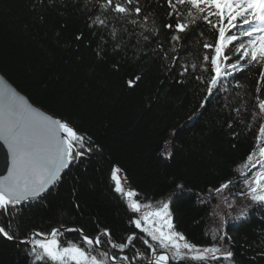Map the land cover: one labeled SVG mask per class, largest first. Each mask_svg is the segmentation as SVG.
I'll return each mask as SVG.
<instances>
[{"label": "trees", "instance_id": "obj_1", "mask_svg": "<svg viewBox=\"0 0 264 264\" xmlns=\"http://www.w3.org/2000/svg\"><path fill=\"white\" fill-rule=\"evenodd\" d=\"M150 9L158 36L124 53L101 43L106 30L89 27V18L99 14L97 0H0V73L34 105L67 120L98 146L68 168L46 194L45 207L24 206L22 219L0 214V222H11L8 230L17 232L13 240L0 235V264H33L31 245L20 242L33 232L50 233L53 228L63 232L62 243L82 247L86 245L80 233L66 229L82 228L89 237L108 229L116 243L135 234L134 248L123 253L112 249L107 237H101L100 248L130 259L136 249L150 254L143 240L155 242L135 227L139 214L115 191L112 172L117 167L140 203L170 202L175 231L187 241L200 247L219 243L213 241L210 227L213 205L223 191H247L238 170L250 153L264 146V140L257 141L264 119L252 120L259 111L256 89L264 99V83L257 84L259 68L250 67L236 73L242 88L229 77L227 92L214 94L201 109L206 89L194 79L191 65L195 63V74H200L202 56L212 54L202 43H213L217 33L203 28V35L197 33L188 43L181 34L177 54L190 73L185 83H177L175 70L169 72L170 60L151 51L156 39L168 47L170 31L163 27L169 22L166 0H152ZM127 27L133 30L131 24ZM258 167L245 172L250 177ZM227 181L232 182L229 187L217 192ZM226 230L237 264H264V208L251 206L246 219L229 222Z\"/></svg>", "mask_w": 264, "mask_h": 264}, {"label": "snow or ice", "instance_id": "obj_2", "mask_svg": "<svg viewBox=\"0 0 264 264\" xmlns=\"http://www.w3.org/2000/svg\"><path fill=\"white\" fill-rule=\"evenodd\" d=\"M97 2L99 14L89 18V27L106 30V39L102 36L101 43L112 52L127 53L129 48L135 50L142 41L151 43L158 36L159 29L155 26V18L150 9L152 0H148L146 4H142L141 0ZM166 5L169 22L163 27L170 31L168 47L165 48L164 43L156 39L151 51L154 54L159 52L162 59L170 60L169 72L175 70L174 74L179 77L177 83H185L190 73L188 65L179 62L183 57L177 54L181 34H184L188 43L197 33L202 36L203 28L217 33L213 43H202L203 49L211 50L212 54L202 56L200 74H195L197 65H191L194 79L204 84L206 89L201 109L214 94L227 92L225 82L229 77L235 82L236 88H242L236 73L244 72L250 67L259 68L257 84L264 83V0H166ZM129 24L133 26L132 31L127 27ZM76 38L81 39V36ZM136 79L139 80L140 77ZM128 83L132 84L131 81ZM256 92V107L259 111H254L252 120L264 119V99L259 98V87ZM236 96L239 97L240 92H236ZM234 111L239 114L240 108ZM228 127H232L231 121ZM261 140H264V123L260 124L257 134L258 143ZM0 141L7 145L11 156L8 175L0 178V214H12L17 219H22L24 206L45 207V194L60 183L65 170L98 150V146L87 134L78 132L67 120L56 119L33 107L2 80ZM257 155L260 159L253 163ZM168 156L171 157L170 152ZM249 164L252 168H257V165L259 167L250 177L246 172L242 173L247 191L239 194L247 195L254 204L264 208V146L259 147L258 153L255 150L250 153L242 167L248 168ZM120 171L117 167L112 172L116 181L115 191L129 198L130 210L139 213L142 207H152L150 203L142 205L132 199L136 193L125 191L116 175ZM231 183H222L216 191L228 188ZM178 187L183 188V185ZM169 203L160 202L153 211L144 213L141 218L133 221L137 229H141L155 242L143 240L150 249V254L136 249L131 259L127 254L110 256L108 251L99 248L104 243L101 237H107L110 247L123 253L129 246L134 248L136 236L132 234L127 237L126 242L116 243L112 241L108 229H103L95 237L84 235L82 228L66 229L81 233L82 243L86 247L73 242L62 243L60 237L63 232L60 228H53L50 233L33 232L21 242L31 245L33 264H134L138 259L142 264H169L170 260L173 264H181L183 261H193L196 264H212L213 261L237 264L231 250L232 238L226 230L228 220L222 219L221 227L212 234L213 241L218 239L219 243L200 247L175 231ZM236 219H246V213L242 212ZM142 222L150 226L142 227ZM11 226V222H0V235L8 240L15 239L17 235V232L8 230ZM226 239L227 244L224 243ZM157 246L165 251L158 254Z\"/></svg>", "mask_w": 264, "mask_h": 264}, {"label": "rangeland", "instance_id": "obj_3", "mask_svg": "<svg viewBox=\"0 0 264 264\" xmlns=\"http://www.w3.org/2000/svg\"><path fill=\"white\" fill-rule=\"evenodd\" d=\"M170 151V147L168 148ZM252 168V165H249L248 168L240 167L239 172H245L248 169ZM117 178L120 180L121 185L124 187L125 191H133L130 185L128 184L127 180L125 179L124 175L119 172L116 174ZM115 180V179H114ZM116 182V181H115ZM127 204L129 201V198L125 195H123ZM132 199H134L132 197ZM161 202H169L168 200L161 201ZM160 202H150L152 207H142L141 211L138 213L139 218L143 216L144 213L151 212L155 209V207ZM142 205H147L149 203H141ZM255 204L250 200V198L247 195H240L239 193H232L230 190L223 191L218 196V202L214 203V212L215 217L213 219V222L211 223V232H213L221 227L222 219L228 220V222L238 220L237 217L240 216L242 212H247L248 209L251 206H254ZM170 207V203H169ZM149 219H152L151 217ZM150 225L144 224L142 222V227H149Z\"/></svg>", "mask_w": 264, "mask_h": 264}, {"label": "water", "instance_id": "obj_4", "mask_svg": "<svg viewBox=\"0 0 264 264\" xmlns=\"http://www.w3.org/2000/svg\"><path fill=\"white\" fill-rule=\"evenodd\" d=\"M0 80L4 81L8 85V87H10L14 91H16L20 96L24 97L25 100H27L33 107L39 109L40 111H43L47 115H50L56 119H60V118L52 115L51 113H49V112L37 107L36 105H34L24 94H22L20 91H18L1 73H0ZM10 167H11V156H10V153L8 152L7 145L3 144V142L0 141V178L8 175V168H10ZM67 170L68 169L65 170V173ZM80 235H81V233H80ZM84 235H86V234H84ZM20 243H22V242H20ZM22 244H25V243H22ZM99 248H100V246H99ZM100 249L103 250L102 248H100ZM162 252H164V251H158V254L162 253ZM169 264H171V260L169 261Z\"/></svg>", "mask_w": 264, "mask_h": 264}]
</instances>
